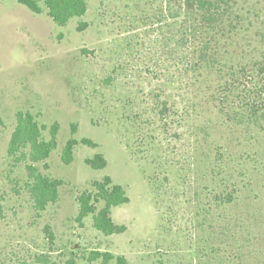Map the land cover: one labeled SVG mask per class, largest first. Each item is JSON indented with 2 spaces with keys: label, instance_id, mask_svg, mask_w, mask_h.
Segmentation results:
<instances>
[{
  "label": "rangeland",
  "instance_id": "1",
  "mask_svg": "<svg viewBox=\"0 0 264 264\" xmlns=\"http://www.w3.org/2000/svg\"><path fill=\"white\" fill-rule=\"evenodd\" d=\"M144 6L138 0H89L84 17L60 26L18 0H0V112L6 123L0 127V262L15 264L27 254L52 249L55 264L72 256L79 264H92L85 260L92 250L123 255L128 264H264L258 230L250 239L231 234L209 248L206 231L198 226L197 191L204 182L193 171L196 139L231 142V134L218 121L213 134L194 132L193 117L186 120L183 112L194 103L187 96L190 89L167 78L153 43L156 26L142 18ZM80 22H87L82 30ZM134 34L145 37V46L138 42L126 51L122 45L138 40ZM165 97L175 110L162 123ZM18 110L39 114L47 125L59 121L61 145L72 123L78 139L98 143L77 146L70 165L62 163L60 148L53 152L48 172L64 184L58 202L41 217L34 216L28 195L16 184L23 169L9 175L5 162ZM97 152L108 161L104 169L86 164ZM106 175L130 197L113 209V219L127 230L112 236L96 230L91 217L83 224L75 219L77 196ZM48 225L53 243L45 233ZM197 240L204 244L198 254Z\"/></svg>",
  "mask_w": 264,
  "mask_h": 264
},
{
  "label": "trees",
  "instance_id": "2",
  "mask_svg": "<svg viewBox=\"0 0 264 264\" xmlns=\"http://www.w3.org/2000/svg\"><path fill=\"white\" fill-rule=\"evenodd\" d=\"M18 2L35 14H47L60 26L84 17L89 8V0ZM138 2L145 5L143 21L151 18L146 25L156 26L153 43L165 61L167 78L190 89L187 96L191 94L189 101L194 103L184 107L183 112L188 116L186 120L193 117L194 132L198 137L201 131L203 135L213 134L218 121L231 134L232 143L206 136L203 141L196 139L191 156L193 171L204 182L201 192L197 191L200 203L196 212L198 226L208 236V247L211 248L212 241L217 243L231 234L236 237L245 234L250 239L256 230L264 243V0ZM86 26L87 22H80L79 28ZM137 34L144 35L146 31ZM134 36L138 40L132 38L122 45L126 51L133 50L138 42L140 47L145 46V37ZM173 110L175 104L168 97L163 98L159 120L164 123L165 116ZM5 124L0 112V127ZM77 128L75 123L71 124L70 137L61 145L59 121L47 125L30 110L16 112L5 162L10 167L9 175L13 170L23 169L24 177L22 181L17 179L16 184L22 185L36 217L58 202L64 184L61 178L48 172L53 152L60 148L62 163L70 165L77 146H98L91 138L78 139ZM86 164L98 170L106 168L108 161L97 152L86 159ZM15 190L19 192L18 187ZM77 201L75 219L79 223L91 217L94 228L106 236L127 230L125 224L113 219V209L128 203L130 197L127 189L115 183L110 175L92 181L90 188L77 196ZM45 233L53 243L55 236L49 225ZM200 243L197 240L194 246L197 254L204 245L199 246ZM51 250L27 254L15 264H55ZM85 260L92 264H128L125 256L110 251L92 250ZM66 264L79 263L72 256Z\"/></svg>",
  "mask_w": 264,
  "mask_h": 264
}]
</instances>
